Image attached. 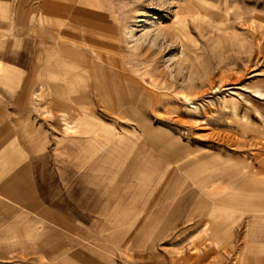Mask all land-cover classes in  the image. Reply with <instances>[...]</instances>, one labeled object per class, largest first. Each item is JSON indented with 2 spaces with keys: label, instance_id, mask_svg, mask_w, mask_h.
<instances>
[{
  "label": "rangeland",
  "instance_id": "rangeland-1",
  "mask_svg": "<svg viewBox=\"0 0 264 264\" xmlns=\"http://www.w3.org/2000/svg\"><path fill=\"white\" fill-rule=\"evenodd\" d=\"M71 2L44 59L0 0V264L248 258L264 203L216 201L264 194V0Z\"/></svg>",
  "mask_w": 264,
  "mask_h": 264
},
{
  "label": "crops",
  "instance_id": "crops-1",
  "mask_svg": "<svg viewBox=\"0 0 264 264\" xmlns=\"http://www.w3.org/2000/svg\"><path fill=\"white\" fill-rule=\"evenodd\" d=\"M31 135H33V134H29L27 132V135L25 136L27 138V140H28L29 136H31ZM237 189H248V190H251V191L255 190L256 192L264 193V181L261 184H254L253 185V184L246 183L245 185H239L237 187ZM244 199L245 200H254V199H256L257 201H260V202L264 203V194H261V195H250V196H245V197H242V196L237 197V196H232L231 195L229 197H223V198H221L220 200H218L216 202L219 203L220 201L221 202L238 201V200H244ZM212 208H213L212 211H218L219 213L226 214V212L221 210L222 208L219 205H216L215 203H214ZM260 217H261L262 220H257V219L253 220V222H252L253 225L250 226V228L248 230V233H247L248 237L252 236L253 239L255 240L254 244L251 246L252 248L251 249L248 248L250 246V242L249 241H247L245 246H244V250L245 249H249V251H250L248 258H252V257L254 258V259L252 258V261H251L250 264H264V215H262ZM230 218H232V217H230ZM231 224H232V222L229 224L228 232H225L226 225H228V224H225V223H223V229H221L220 231L223 232V233H228L229 235L232 234V226H231ZM251 230H252V233H250ZM257 255H261V256H257ZM240 257L241 258L236 260V264H248L249 263V262H246V263L244 262V259L247 257L246 254L245 255L240 254ZM248 258H246V259H248ZM211 264H218V262L214 261Z\"/></svg>",
  "mask_w": 264,
  "mask_h": 264
},
{
  "label": "bare ground",
  "instance_id": "bare-ground-1",
  "mask_svg": "<svg viewBox=\"0 0 264 264\" xmlns=\"http://www.w3.org/2000/svg\"><path fill=\"white\" fill-rule=\"evenodd\" d=\"M71 1H73V0H42V13H41L40 20L42 21L43 28L39 32V37H40V42H42V54H43L44 59L49 58L53 54V52H49L50 47H47V44H49L50 42H53L52 41L53 38L52 39L50 38V33H53L54 27L51 26L50 20L55 19L54 15H57V16L59 15L60 9L65 8V10H67V11H72L74 9V5L73 4H71L72 6L70 5V3H72ZM92 2L94 4V0H84L83 6L91 8L92 6H90L89 4H91ZM54 12H55V14L53 15ZM55 20L58 21L57 19H55ZM58 22H60V21H58ZM100 27H101V25H100ZM109 29H110V27H109ZM104 56L105 55L101 54V57H102L101 59L106 58ZM99 60H100V57H99ZM46 65L47 64H45L44 66H46Z\"/></svg>",
  "mask_w": 264,
  "mask_h": 264
}]
</instances>
